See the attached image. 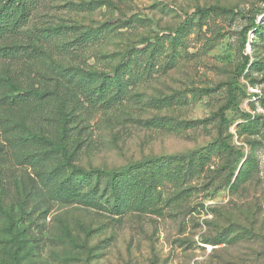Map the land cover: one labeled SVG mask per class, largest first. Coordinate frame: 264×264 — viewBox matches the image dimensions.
Masks as SVG:
<instances>
[{"label": "rangeland", "instance_id": "1", "mask_svg": "<svg viewBox=\"0 0 264 264\" xmlns=\"http://www.w3.org/2000/svg\"><path fill=\"white\" fill-rule=\"evenodd\" d=\"M206 7L228 13L193 16ZM5 42L34 48L0 64L4 96H26L0 108V264H264V0H42ZM137 50L119 93L108 78ZM219 143L201 174L165 181L158 212L59 191L69 163Z\"/></svg>", "mask_w": 264, "mask_h": 264}, {"label": "trees", "instance_id": "2", "mask_svg": "<svg viewBox=\"0 0 264 264\" xmlns=\"http://www.w3.org/2000/svg\"><path fill=\"white\" fill-rule=\"evenodd\" d=\"M41 1L0 0V64L8 59L22 57L28 53V50L34 48L22 47L5 41L22 31ZM215 12L228 13V10L220 7L198 8L193 16L203 17ZM259 28L260 26L254 21L252 29L258 30ZM176 40L175 37L172 42L175 43ZM155 43L158 44V41ZM150 46L154 47L149 44L145 49ZM138 51L126 54L114 70L113 76L108 78V85L114 84L119 93L124 91L126 86L125 70L131 71L130 58ZM4 82V77L0 75V108L5 104L19 105L26 100V96L21 94L13 98L5 97L2 91ZM93 91L98 92L93 93L88 90L86 95L98 99L104 94L102 87ZM42 140L48 142L47 139ZM225 150H227V145L219 143L204 147L189 155L150 158L115 171H87L78 169L69 163L72 171L59 191L66 200L68 198L70 201H77L89 207L109 209L115 215L124 214L130 210L158 212V206L163 201L162 187L167 179L171 177L187 179L197 176L204 171L211 152L216 151L222 154ZM62 154L65 158H69L66 149H62ZM215 245H221L220 241Z\"/></svg>", "mask_w": 264, "mask_h": 264}]
</instances>
